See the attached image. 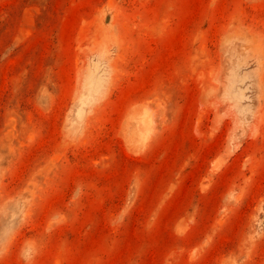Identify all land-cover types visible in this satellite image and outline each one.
I'll return each mask as SVG.
<instances>
[{"label": "rangeland", "instance_id": "1", "mask_svg": "<svg viewBox=\"0 0 264 264\" xmlns=\"http://www.w3.org/2000/svg\"><path fill=\"white\" fill-rule=\"evenodd\" d=\"M0 264H264V0H0Z\"/></svg>", "mask_w": 264, "mask_h": 264}]
</instances>
